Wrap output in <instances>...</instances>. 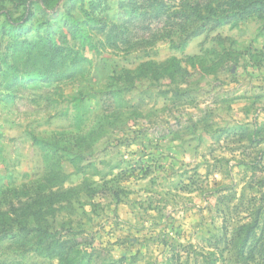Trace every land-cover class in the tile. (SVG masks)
I'll use <instances>...</instances> for the list:
<instances>
[{"label":"rangeland","instance_id":"rangeland-1","mask_svg":"<svg viewBox=\"0 0 264 264\" xmlns=\"http://www.w3.org/2000/svg\"><path fill=\"white\" fill-rule=\"evenodd\" d=\"M195 1L0 0V264H61L11 212L59 192L74 264H264L233 241L264 194V17L174 15ZM88 19L93 47L67 28Z\"/></svg>","mask_w":264,"mask_h":264},{"label":"trees","instance_id":"trees-1","mask_svg":"<svg viewBox=\"0 0 264 264\" xmlns=\"http://www.w3.org/2000/svg\"><path fill=\"white\" fill-rule=\"evenodd\" d=\"M61 0H53L52 4L59 7V2ZM238 0H198L191 5L177 6L174 10V15H183L187 18L186 21H206V23H213L214 28H219L221 26L227 25L231 22H237L239 20H245L246 17L251 16L255 11L264 17V0H250L249 2L240 5ZM232 3L239 10L234 12L232 15H219L218 10L215 9V5L221 3ZM42 4L45 5L44 1ZM261 6L263 9H260ZM128 12L125 14L128 16H137L136 5L132 3L129 5ZM259 10V11H258ZM163 11L162 5L160 3L154 5H148L144 12L141 13L139 21H132L135 23H141L143 26L146 22H151L152 20L158 19ZM66 16L70 14V11H65ZM11 18L6 16V21L11 22ZM15 22L12 24L14 25ZM88 26H92L90 20L87 22H73L68 25L69 34H71L75 39H78L83 45L93 47V42L91 40V35L88 31ZM202 26V25H201ZM198 35L195 29L185 31L182 36L179 37L178 42L174 45L177 49H184V47ZM177 70L176 67L172 66ZM91 192V197L94 196L95 190L89 188ZM68 194V192L53 193V200L48 202L44 208H31L29 206H23L20 204L19 208L11 206V212H17L19 209L27 213V217L20 221L16 219L18 225V232L22 233L25 238H31V240L45 253L52 257H56L61 264H74L72 259V248L70 247L69 241L65 240V237L59 235L60 233L55 232L52 229L49 221L47 220L49 212L52 210L50 205L57 201L59 197ZM264 194L260 199V207L249 219L248 223H244L237 228L235 232L234 242L240 240L239 247L241 252L245 254L249 243L252 246L251 255L259 256V254H264ZM263 227L261 228V226ZM261 230V231H260ZM260 231V233H259ZM59 235V236H58Z\"/></svg>","mask_w":264,"mask_h":264}]
</instances>
